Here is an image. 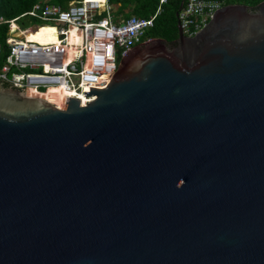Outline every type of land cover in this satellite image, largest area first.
Here are the masks:
<instances>
[{
	"label": "water",
	"instance_id": "95a60500",
	"mask_svg": "<svg viewBox=\"0 0 264 264\" xmlns=\"http://www.w3.org/2000/svg\"><path fill=\"white\" fill-rule=\"evenodd\" d=\"M177 32L87 104L0 86V264H264V2Z\"/></svg>",
	"mask_w": 264,
	"mask_h": 264
},
{
	"label": "built area",
	"instance_id": "2783aa9c",
	"mask_svg": "<svg viewBox=\"0 0 264 264\" xmlns=\"http://www.w3.org/2000/svg\"><path fill=\"white\" fill-rule=\"evenodd\" d=\"M167 2L159 0L149 18L113 13L109 0H75L64 7L40 0L15 18L0 16V86L42 93L60 109L70 98L92 101L87 94L105 88L135 46L154 40L147 32ZM223 6L183 0L177 16L182 34L196 36Z\"/></svg>",
	"mask_w": 264,
	"mask_h": 264
},
{
	"label": "trees",
	"instance_id": "16d2710c",
	"mask_svg": "<svg viewBox=\"0 0 264 264\" xmlns=\"http://www.w3.org/2000/svg\"><path fill=\"white\" fill-rule=\"evenodd\" d=\"M40 0H0V16L8 19L15 18L28 12L32 6ZM70 1L75 0H54L53 3L66 6ZM224 5H245L251 8L264 2V0H218ZM113 11L123 16L130 13V16L139 18L151 17L158 5L159 0H109ZM182 0H168L162 5L161 13L156 17L154 26L147 32L148 38L160 39L165 42H172L177 39V16Z\"/></svg>",
	"mask_w": 264,
	"mask_h": 264
},
{
	"label": "rangeland",
	"instance_id": "374dc122",
	"mask_svg": "<svg viewBox=\"0 0 264 264\" xmlns=\"http://www.w3.org/2000/svg\"><path fill=\"white\" fill-rule=\"evenodd\" d=\"M48 3H51V4H55V3H53V1L54 0H46ZM113 13H116V12H114L113 11ZM116 14H118V15H122V14H119V13H116ZM123 16V15H122ZM130 16V13H127L126 12V14L124 15V17H129ZM31 21V20H30ZM17 25H20V23L19 22H17ZM58 104L60 105V103L58 102ZM63 107V106H62Z\"/></svg>",
	"mask_w": 264,
	"mask_h": 264
},
{
	"label": "bare ground",
	"instance_id": "6f19581e",
	"mask_svg": "<svg viewBox=\"0 0 264 264\" xmlns=\"http://www.w3.org/2000/svg\"><path fill=\"white\" fill-rule=\"evenodd\" d=\"M81 104H87V100L85 98H83L82 103ZM61 108V107H60Z\"/></svg>",
	"mask_w": 264,
	"mask_h": 264
},
{
	"label": "flooded vegetation",
	"instance_id": "af4514ba",
	"mask_svg": "<svg viewBox=\"0 0 264 264\" xmlns=\"http://www.w3.org/2000/svg\"><path fill=\"white\" fill-rule=\"evenodd\" d=\"M171 43V42H170ZM170 45H172V43L170 44ZM136 47V46H135Z\"/></svg>",
	"mask_w": 264,
	"mask_h": 264
},
{
	"label": "clouds",
	"instance_id": "9594fccd",
	"mask_svg": "<svg viewBox=\"0 0 264 264\" xmlns=\"http://www.w3.org/2000/svg\"><path fill=\"white\" fill-rule=\"evenodd\" d=\"M94 99H95V97H94ZM94 99H93V100H94Z\"/></svg>",
	"mask_w": 264,
	"mask_h": 264
}]
</instances>
